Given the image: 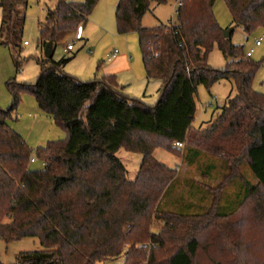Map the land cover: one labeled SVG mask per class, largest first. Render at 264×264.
I'll list each match as a JSON object with an SVG mask.
<instances>
[{
    "label": "trees",
    "instance_id": "obj_1",
    "mask_svg": "<svg viewBox=\"0 0 264 264\" xmlns=\"http://www.w3.org/2000/svg\"><path fill=\"white\" fill-rule=\"evenodd\" d=\"M99 0H58L40 22L43 48L60 33L85 27ZM170 0H119L120 35L136 33L147 79L161 83L152 105L129 97L117 77L80 81L64 71L68 59L39 60L35 84L7 82L13 105L0 108V239H37L43 249L15 264H264V95L253 89L262 66L227 39L214 14L216 0H181L174 23L145 27L153 5ZM233 25L252 35L264 29V0H224ZM29 0H0V45L19 54ZM214 47L233 59L217 70ZM20 64L18 63L17 66ZM226 81L232 92L205 128L190 127L198 87ZM22 93L67 133L36 150L8 125ZM234 93V94H233ZM232 95V96H231ZM182 142L184 147H176ZM140 155L135 179L117 153ZM188 165L222 161L228 173L201 212L163 209L178 171L157 151ZM35 153L44 168L31 170ZM243 163L254 175L252 183ZM239 180L238 206L224 211L228 184ZM216 192V193H215ZM159 224H156V223ZM157 228L158 231H153ZM0 264H3L0 261Z\"/></svg>",
    "mask_w": 264,
    "mask_h": 264
},
{
    "label": "rangeland",
    "instance_id": "obj_2",
    "mask_svg": "<svg viewBox=\"0 0 264 264\" xmlns=\"http://www.w3.org/2000/svg\"><path fill=\"white\" fill-rule=\"evenodd\" d=\"M57 1L29 0L24 30L20 38L21 49L19 54L14 53L5 45H0V108L3 111L10 109L13 105L12 94L9 88H7V82L15 80L19 84H35L41 73L39 60L46 58L44 56L45 48L41 46L39 41V24L45 19L50 9L55 7ZM115 1H98L94 15L90 17L84 27L85 29L83 28L82 30V41H75L76 32H66L56 39L53 59L56 61L68 59L64 71L76 76L83 82L101 76L99 70H97L99 56L106 55V53L110 54L114 49H117L120 53H128L133 59L136 70L134 74L122 78V83L126 86L125 93L129 97L131 96L154 105L158 101L157 88L154 82L156 84L158 82L154 81L152 83L149 81L150 85L146 84V71L143 68V56L137 34L131 32L127 35H120L118 33L115 19ZM214 4L216 20H218L222 30L234 28L231 41L233 45L243 48V56L246 57L247 53L255 49L251 61L259 62L262 66L254 77L253 89L264 95V40L261 46L255 47L256 40L264 35V29H260L252 35L246 34L240 26L235 27L233 25V19L224 0H216ZM156 8L158 9L154 10L152 8L151 11L144 15L142 22L145 27H156L159 25V20L163 23L177 22L176 12L174 11V0H170L166 5H159ZM1 19L2 11L0 10V25ZM25 42L29 44L25 45ZM69 44H73L74 50L70 53H65L64 51ZM231 61L233 59H227L218 47H214L208 57V64L217 70L225 69ZM18 63L20 64L19 66H17ZM230 91L231 85L226 81L214 85L209 91L203 86L198 87L197 93L193 96L195 100V112L196 110L200 112L202 109V111L207 113L208 117L212 116L216 118L230 96ZM143 94H145V98H143ZM18 103L12 112L8 125L15 132L23 136L30 148L36 150L39 146H43L48 142L66 139L67 133L56 124L54 118H51L40 110L38 103H36L32 95L22 93ZM220 104L222 106H219ZM117 155L125 163L128 169V177L131 180L135 179L141 163L140 155L128 153L123 149ZM32 158L34 159V162L30 164L32 171H39L44 168V165L37 159L35 153L32 154ZM164 162L172 168L179 169L177 183L168 195L169 198H173L174 200H180L184 195V183L188 181L192 185L195 184L198 190L206 193L208 201H210L214 193L209 188L217 187L229 172L221 160L218 161V168L213 172H210L207 164L203 165L202 169L197 172L196 167L189 168L184 166V160L176 156H171L169 160H165ZM243 173L252 183H256L254 175L251 174L249 168L244 163ZM239 183V180H236L228 184L222 193L223 200L228 196L235 197L236 191H240L238 190ZM153 231L157 232L158 229L153 228ZM42 249L41 243L35 238L10 242L0 239V261L3 264H15L19 261V254L41 251ZM123 261L124 259L121 258L118 261H107L98 264H123Z\"/></svg>",
    "mask_w": 264,
    "mask_h": 264
},
{
    "label": "crops",
    "instance_id": "obj_3",
    "mask_svg": "<svg viewBox=\"0 0 264 264\" xmlns=\"http://www.w3.org/2000/svg\"><path fill=\"white\" fill-rule=\"evenodd\" d=\"M118 1L119 0L115 1V7L117 6ZM158 6L153 5L152 8H154V10H157L158 8H156V7H158ZM175 6L176 5H175V0H174V11H175ZM93 15H94V13H93ZM94 21H96V20H94ZM162 23L163 22H161L159 20V24H162ZM163 24H168V23H163ZM63 34L64 33L58 34L56 39L61 37V35H63ZM114 50H117V49H114ZM72 51H70V52H72ZM111 53H113V52H111ZM110 54L106 53V55H101L98 57L99 65H98L97 70H99V73L101 74V76H114L115 75L117 77L119 84L124 86V88L126 89L125 84L122 83V78L135 73L136 69L134 68L133 59L128 55V53H120V51H118L117 55L114 56L113 58H108V55L110 56ZM145 77H146V82H147L146 84L150 85V82H152V83L154 82V81L148 80L147 76H145ZM95 78H98V77H95ZM144 83H145V81H144ZM154 83H155L156 88H157L156 94L158 96V91L160 89L161 83H159V82H158V84H156V82H154ZM231 92H232V85H231L230 94H231ZM143 98H145V94H143ZM195 113H196V115L194 116V120H193L192 124L190 125V127L195 126L197 128H205L208 125V123H210L211 121H213L215 119L212 116L208 117L207 113L205 111H202V109L200 112L198 110H196ZM171 156H173V155H171L169 152H167L165 150L157 151L155 154L156 159L158 161H161V162H164L165 160H169V158ZM179 158L182 159L181 157H179ZM211 162H213L212 159H207V158L203 157L201 159L200 163H201V166L207 164L209 167ZM184 166L189 167V168L196 167V171L199 172V165L198 164H194V165L190 166L184 160ZM181 168H183V167L181 166ZM174 169H177V171L179 173L178 168H174ZM213 171H216V170H213ZM176 183H177V180L174 183V185ZM184 184H185V193L180 198V200H174L173 198L168 197V195L170 194V190L174 187V185H173L171 187V189L168 190V193L165 195L164 199L162 200L161 207L163 209H167V210L175 209L172 211H179V212L182 211V212L188 213V214H196L198 212H201L204 209V207H206L207 204L210 202V201H208V195L206 193H204L203 191L198 190V187L196 188L195 184L192 185L188 181H186ZM238 190H239V188H238ZM240 195H241V190L239 192L236 191L235 197L228 196L226 199H224V200L222 199L221 206H222L223 210L227 212V211H230L231 209H235L238 206V198ZM195 211H197V212L195 213Z\"/></svg>",
    "mask_w": 264,
    "mask_h": 264
},
{
    "label": "built area",
    "instance_id": "obj_4",
    "mask_svg": "<svg viewBox=\"0 0 264 264\" xmlns=\"http://www.w3.org/2000/svg\"><path fill=\"white\" fill-rule=\"evenodd\" d=\"M182 4V2H181V0H175V11H177V9L180 7V6H182L181 5ZM175 24V23H174ZM82 30H83V28H82V26L81 27H79L78 28V30L76 31V34H75V41H82ZM263 40H264V35L260 38V39H258V40H256V42H255V47H259V46H261L262 45V42H263ZM29 43L28 42H25V45H28ZM74 49V46H73V44H69L67 47H66V49H65V53H69L70 51H72ZM254 51H255V49H253L251 52H249V53H247V55H246V57L247 58H251L252 56H253V53H254ZM117 53H118V50H114L113 51V53H111V55L109 56V58H113L114 56H116L117 55ZM222 104V103H221ZM219 105V106H222V105ZM175 145H176V147H184V145H183V143L182 142H177V143H175ZM32 162H34V159H32ZM144 264H148L147 262L146 263H144Z\"/></svg>",
    "mask_w": 264,
    "mask_h": 264
},
{
    "label": "water",
    "instance_id": "obj_5",
    "mask_svg": "<svg viewBox=\"0 0 264 264\" xmlns=\"http://www.w3.org/2000/svg\"><path fill=\"white\" fill-rule=\"evenodd\" d=\"M233 32H234V28H230L228 30H222L224 37L227 39L232 37ZM53 53H54V43L51 42L45 47L44 56L47 60H51L54 57Z\"/></svg>",
    "mask_w": 264,
    "mask_h": 264
}]
</instances>
